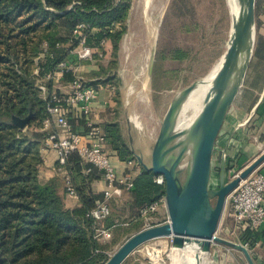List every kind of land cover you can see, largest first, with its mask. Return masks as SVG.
Masks as SVG:
<instances>
[{
  "label": "trees",
  "instance_id": "16d2710c",
  "mask_svg": "<svg viewBox=\"0 0 264 264\" xmlns=\"http://www.w3.org/2000/svg\"><path fill=\"white\" fill-rule=\"evenodd\" d=\"M129 10L128 0H0V264H104L108 260V246L94 239V220L88 216L102 196L91 190L100 174L92 168L84 174L89 166L76 153L67 157L63 169L80 203L67 209L60 194L61 182L55 179L42 185L38 171L42 164L40 149L48 133L43 130V122L49 117L46 109L54 87L47 76H52L67 60L71 48L78 46L77 40L69 46L71 36L57 37L56 31L64 29L72 35L82 24L85 46L93 57L101 54L115 60ZM106 77L110 81L111 77ZM44 79L43 94L38 83ZM61 81L71 82L70 74L65 73ZM29 114L31 120L19 130L13 118L23 119ZM69 121L73 123L74 119ZM51 131L62 132L56 128ZM104 131L120 161L135 160L117 124L105 125ZM229 161L228 157L226 165ZM127 195L130 217L136 219L130 227L141 225L130 228L134 229L127 235L130 237L143 229L142 220L137 218L139 210L164 196V187L139 166ZM109 220L110 216L105 228H110ZM248 238L254 246L261 241L262 231ZM250 255L255 264H260L253 252Z\"/></svg>",
  "mask_w": 264,
  "mask_h": 264
},
{
  "label": "rangeland",
  "instance_id": "374dc122",
  "mask_svg": "<svg viewBox=\"0 0 264 264\" xmlns=\"http://www.w3.org/2000/svg\"><path fill=\"white\" fill-rule=\"evenodd\" d=\"M128 1L130 10L124 22V32L115 60H111L110 56L93 57L77 63L83 66L80 72L86 84L94 83L99 87L107 84L110 88L113 87L112 98L119 109V117L129 122L130 128H133L130 138L137 140L139 134H143L146 129L152 128L158 133L162 119L175 97L192 83L204 78L218 62L227 47L231 18L225 0H163L158 9L150 12L149 17L144 16L141 10L135 13L138 0ZM154 5L157 6L158 1ZM117 28L121 30L119 26ZM55 34L67 39L71 36L64 29L57 30ZM76 49L78 46L71 48L66 61L74 60V55L70 52ZM42 57L40 55V59ZM113 62L114 66L111 64ZM108 75L111 77L110 81H107ZM45 83L44 79L38 85ZM53 84V90L67 92L60 87L59 82L53 81ZM134 122L139 128L142 127L141 131ZM218 139L220 141L212 159L209 187L215 183L219 186V152L224 144L221 140L228 142L225 148L230 161L225 165L226 175L228 171L239 172L264 152V0H255L252 58ZM187 162L188 157L185 160ZM134 172L133 179L137 175ZM259 172L264 173V167ZM225 178L229 181L231 176ZM112 208L111 204V212ZM227 210H224L221 217L217 236L235 242L230 234L234 224L228 217ZM160 214L154 216L153 222L160 220ZM114 216L116 218L118 214L115 213ZM110 220H114L111 215ZM118 223H123L117 228L119 234L122 232L126 239L129 233L141 226L134 225L135 228L130 229L133 228L130 227L131 224H134L130 210L126 218ZM138 248L146 251L151 249L148 242ZM157 248L164 260L162 264H172L171 247L167 248L162 244ZM234 252L240 258L239 264H246L243 255L238 251ZM189 263V259L182 262Z\"/></svg>",
  "mask_w": 264,
  "mask_h": 264
},
{
  "label": "water",
  "instance_id": "95a60500",
  "mask_svg": "<svg viewBox=\"0 0 264 264\" xmlns=\"http://www.w3.org/2000/svg\"><path fill=\"white\" fill-rule=\"evenodd\" d=\"M239 14L231 19L227 47L220 68L205 95L197 118L183 131L175 125L182 103L197 82L181 91L170 103L151 149L150 164L135 156L138 165L154 176L164 178L168 222L154 225L128 237L104 264L122 262L141 245L162 238L171 239V248L210 254L213 244L240 252L246 264H255L249 251L239 243L217 236L229 194L241 180L264 165V152L226 181L223 152L217 189L209 187L211 160L216 140L227 113L243 84L249 67L255 34V0H238ZM32 116L13 118L23 130ZM188 157L186 166L182 162ZM215 200L213 203L212 201Z\"/></svg>",
  "mask_w": 264,
  "mask_h": 264
},
{
  "label": "built area",
  "instance_id": "2783aa9c",
  "mask_svg": "<svg viewBox=\"0 0 264 264\" xmlns=\"http://www.w3.org/2000/svg\"><path fill=\"white\" fill-rule=\"evenodd\" d=\"M84 29V25H78L73 30L72 38L68 43L70 46L72 40L75 39L78 41V49L70 52L74 55V60L62 61L58 65L56 72L52 76H47V78L59 82L65 73H69L71 82H69L70 89L66 95L54 89L48 97L46 110L49 117L43 122V130H49L53 126L56 129L62 130L66 135L61 136L57 131H49L41 149H51L55 152L58 170L63 173L65 191L71 197L77 196L69 174L63 169L69 155L76 153L81 162L89 166L84 169V174H88L91 168L100 174V178L105 182L107 188L103 192L101 199L89 211L88 216L94 220V239L98 242H103L111 239L110 228L103 226L104 221L111 213L110 202L114 198H120L132 189L133 175L131 172L122 176L117 175L112 165L111 157L105 150V136L92 121L93 104L98 97L101 87L99 85L86 84L81 76L78 63L80 61L91 60L94 55L91 49L85 46L86 35L84 34ZM98 57L102 58V55L99 54ZM35 74L37 75V72ZM39 90L43 94L45 93V87L43 85L39 86ZM76 115H78V118H74ZM71 118L74 119L73 123L69 121ZM134 124L138 130H142L141 126L139 128L135 122ZM79 127H82L81 131L77 130ZM227 146L229 148V144ZM215 148L216 146L214 147V151ZM226 149H221L219 152L221 162L223 152L225 154L227 152ZM236 150L239 149L236 148ZM185 160L182 162V165L185 164ZM127 166H138L136 158L134 161L128 162ZM238 173L228 171L231 179ZM154 182L158 186L164 187V178L161 175L154 176ZM210 188L217 189L218 185L215 183ZM226 208L228 209V217L234 222L230 234L236 240L235 242L244 246L249 253L253 252L257 247H264V173L257 170L246 179L241 180L227 197ZM159 210L166 212L164 196L156 202L143 206L139 210L137 218L142 220L143 229L152 226L154 216ZM135 220L133 219V221ZM166 222H168L167 216L164 223ZM259 231H262L261 241L256 242L254 246H250L249 234ZM162 239L169 240L171 244L170 238ZM154 241L148 242L151 249L142 251L149 264H162L164 260L161 251L153 243ZM98 252V250L94 251V253ZM106 254L110 256L108 253Z\"/></svg>",
  "mask_w": 264,
  "mask_h": 264
},
{
  "label": "crops",
  "instance_id": "0c3cea01",
  "mask_svg": "<svg viewBox=\"0 0 264 264\" xmlns=\"http://www.w3.org/2000/svg\"><path fill=\"white\" fill-rule=\"evenodd\" d=\"M81 67L83 66L79 64L80 69ZM59 84H60V87L62 86V88L67 90V92L66 91L60 92L61 94L69 92V89H70L69 82H62L60 80ZM111 91H113V87L110 88V86L107 84L101 87L98 93V97L93 104L91 118H92L94 125L97 126L99 130L105 136V140H106L105 150L111 157V162H112L113 167L115 168L117 175L122 176L130 172L133 173L134 171H135L134 173L138 174L139 166L129 167L127 166L128 162L126 163L124 161L119 160L116 154V151L112 149V147L109 144V141L106 139V133L104 131V127L107 124H117L120 129L121 136L124 142L126 143V145L129 147L133 156L134 157L141 156V158L143 159V162L147 165L150 164L151 149L156 139L157 132L154 131L152 128L149 130L146 129L143 134H139V137L137 138V140H133L132 138H130V133L133 131V128H130V124L128 121H126V119H123V120L120 119L119 109L115 106L116 104L113 101V98H112L113 94ZM52 129H55V127L52 126L50 127L49 130H46V131L49 132ZM77 130L81 131L82 127H79ZM61 133H63L62 136L66 135L63 131L60 132V134ZM218 138L215 143L216 147L220 141ZM221 141L222 143L224 142L222 149H225L226 144L228 142L223 141V140ZM214 153L215 151H213L212 159H213ZM40 154L42 158V164L38 171L39 182L42 185H45L51 182L52 180L58 179L62 184L60 194L64 198L65 207L67 209H73V208L78 207L80 205L78 197H71L65 191L63 173L58 170L55 152L51 149H43V150L40 149ZM211 164H212V160H211ZM261 167H264V165H262ZM106 188L107 186L101 178L94 181L91 184V190L96 195H102ZM111 204L113 208H112V212L110 213V215L112 216V219H114L112 221L109 220L111 224L109 226L110 232H111V239L108 241L100 242L101 244L108 246V249H107L108 254L113 252L115 248L119 244H121L123 240L126 239V237L124 238V236H122L123 235L122 232L121 234H119V231H118L119 228L117 227L123 224V223L121 224L118 222H120L121 219L124 220L128 214L130 197L127 194H124L120 198L112 199L110 202V205ZM115 213L118 214L116 218L114 216ZM157 214L161 215V218H160L161 221H164V219H166L167 215L164 210H159ZM155 221L158 222L157 220ZM106 223L107 221L103 223V225H106ZM153 243H155L158 247H161L162 244H165L167 248L171 247V244L169 243V240L167 239H157ZM253 254L260 261V264L264 263V247H257L253 251ZM206 257L203 258L205 261L203 262V264H208V261H209V264H239L238 259H240L239 256H237L236 252H234V250H231L221 245L219 246L217 244H213L211 246L210 254L207 257L208 259ZM122 264H149V263L146 260L144 252L140 250V248H137L122 262Z\"/></svg>",
  "mask_w": 264,
  "mask_h": 264
},
{
  "label": "bare ground",
  "instance_id": "6f19581e",
  "mask_svg": "<svg viewBox=\"0 0 264 264\" xmlns=\"http://www.w3.org/2000/svg\"><path fill=\"white\" fill-rule=\"evenodd\" d=\"M157 1L158 5L155 6L154 3ZM162 1L163 0H138L135 7V13L141 10V13L144 16L149 17L150 12L158 9V6L161 5ZM225 1L230 18L233 19L237 17L240 9L238 0ZM221 62L222 56L211 68L210 72L197 82L194 89L189 93L185 101L182 103L175 125L176 131L186 130L199 115L203 107L205 95L210 89L211 82L220 68ZM136 125L139 126L138 124ZM182 166L185 167L186 163ZM171 249L172 264H182V262L186 259L190 260L189 264H203V262H205L203 258L206 257V255L204 254H196L194 251L187 249Z\"/></svg>",
  "mask_w": 264,
  "mask_h": 264
}]
</instances>
